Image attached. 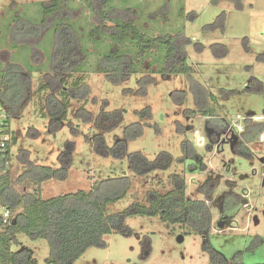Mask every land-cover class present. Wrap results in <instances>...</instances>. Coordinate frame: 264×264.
I'll use <instances>...</instances> for the list:
<instances>
[{
  "label": "rangeland",
  "instance_id": "1",
  "mask_svg": "<svg viewBox=\"0 0 264 264\" xmlns=\"http://www.w3.org/2000/svg\"><path fill=\"white\" fill-rule=\"evenodd\" d=\"M44 1L48 0H0V56L23 62L27 51L18 52L9 47L6 22L15 14L38 17L36 3ZM125 1L111 0L106 9H130L137 17L138 31L150 40L178 31L189 40L185 50L188 64L193 68L191 78L216 98L215 105L212 104L216 106L215 117L185 116L186 110L194 109L191 81L185 75L172 74L165 78L158 72L164 58L162 51L153 50L148 55L133 48L139 72L121 84H111L96 72L92 55L96 41L92 39L88 63L74 77H85L90 88L85 109L93 115V121L83 122L78 118L79 103L72 100L66 120L58 130H53L49 118L38 116L39 97L43 94H38L37 89L48 72L40 39L34 42L35 55L26 56V62L39 69L32 74L30 101L22 116L10 122L16 138V144L11 145L12 178L16 179L23 171L22 151L29 152V160L36 165L60 168V155L72 147L67 179L43 183L40 198L47 200L77 191L87 192L95 182L125 175L131 179V188L125 198L109 207L110 214L122 213L136 204L146 205L149 192L163 195L171 191L172 176L184 179L190 200H204L207 195L202 186L215 179L218 185L213 190V201L208 203L211 220L206 239L189 225L168 226L159 217H128L124 225L131 230L129 236L113 232L104 237L103 248L87 249L74 264H210L204 249L206 242L229 263L239 253L244 264H263L264 172L260 158L264 154V141L260 142L257 135L254 142L246 145L253 159L238 154L236 145L244 131L245 118H255V123L264 126V91L248 90L252 79L264 85V61L260 59L264 56V0H243L241 8L226 1L213 5L210 0ZM73 7L80 30L87 34L92 28L90 12L79 0ZM121 47L128 51L130 44ZM142 79L151 82L141 86L138 81ZM179 91L186 92V101L175 104V93ZM101 108L106 112L121 111L124 115L120 125L102 134L109 148L117 140L125 141L126 154L122 159L98 156L88 140L100 134L94 119ZM146 108L150 109L151 119L139 118L137 113ZM222 121L235 129L234 139L222 142L226 138L225 132H219ZM236 122L241 132L233 126ZM136 123L142 126L141 135L125 140V128ZM178 125L183 128L182 132L178 131ZM186 141L191 143L199 159L184 155L182 145ZM135 152L149 161H154L162 152L169 153L171 166L165 172L135 177L127 161L128 155ZM182 157L184 161L180 163ZM230 191L244 195L247 202L232 218L223 214L220 205L222 196ZM16 240L12 251L24 246L32 250L37 264H46L50 250L45 240H30L24 235H17Z\"/></svg>",
  "mask_w": 264,
  "mask_h": 264
},
{
  "label": "trees",
  "instance_id": "2",
  "mask_svg": "<svg viewBox=\"0 0 264 264\" xmlns=\"http://www.w3.org/2000/svg\"><path fill=\"white\" fill-rule=\"evenodd\" d=\"M75 1L39 2L36 3L38 17L34 16L33 19L15 14L8 23L6 22L5 29L10 37L9 47L17 49L18 52L22 49L27 51L23 62L8 59L6 55L0 56V103L7 116V123H10L11 119L21 117L30 101L32 74L39 69L38 66L26 62V56L29 57V54L33 56L34 42L40 39L48 72L44 74L37 89L38 94H43L39 97L41 108L38 116L49 118L53 130H58L66 120L72 100L79 103L77 117L83 122L93 121V115L85 109L89 104L90 88L85 82V77L82 75L74 77L75 74L82 73L88 63L89 43L92 39L96 41L92 47L96 72L103 74L111 84H121L132 74L139 72L134 62L133 48L148 55L153 50L162 51L164 58L158 72L165 78L172 74L185 75L191 81L194 109L186 110L185 116L215 117L216 106L212 104L215 105L216 98L191 78L193 68L188 64L185 50L189 40L183 37L181 31L175 34H160L150 40L138 31L137 17L130 9L122 11L106 9L107 3L111 0H79L91 15L92 28L87 34H83L80 30L81 24L73 16ZM224 1L241 8L243 0H210V3L217 5ZM127 43L130 44V48L125 51L121 45L125 46ZM260 59L264 61V56ZM252 80L248 90L263 92V83ZM149 82L151 81L144 79L138 81L141 86ZM175 96V104L186 101L185 91L176 92ZM137 115L141 119H151L149 108L138 112ZM123 117L121 111L106 112L105 109H100L94 119L100 134L88 139L98 156H112L116 159L125 156V141L117 140L115 145L109 148L102 135L120 125ZM244 120L245 128L239 135L236 151L241 156L253 159L254 155L246 145L254 142L257 135L259 137L263 133L264 126L262 123H255V118ZM219 126V132H225L229 124L222 121ZM182 129L178 125V131L182 132ZM141 133L142 126L139 123L131 124L125 128V140H134ZM233 133L236 134L234 131ZM214 140H217L216 136ZM15 144L16 138L13 137L12 143L7 146L4 160L9 163V167L13 157L11 145ZM191 146L188 141L182 145L184 155L199 159ZM71 149L72 147H69V151L60 155V168L36 165L29 160V152L22 151L20 157L24 168L20 175L13 179L8 168L0 178V204L9 207L13 219L16 220L14 225L11 223L3 229L0 222V264H37L29 248L21 246L17 251L11 250L12 244L17 241V235H24L30 240H45L50 250L46 264H74L87 249L103 248L104 237L113 232L129 236L131 230L125 227L124 221L134 216L159 217L168 226L189 225L203 239L209 235L211 213L208 203L213 201V190L218 185L215 179L202 186L201 189L207 195L204 200H190L187 199L184 179L177 175L172 176L171 191L163 195L149 192L146 205L136 204L122 213L110 214L109 207L125 198L131 188V179L125 175L95 182L87 192L77 191L42 200L40 189L43 183L51 180L63 182L67 179ZM261 158L264 172V154ZM127 161L135 177H145L155 172L167 171L171 166L172 156L162 152L154 161H149L141 153L135 152L128 155ZM183 161L184 157L179 160L180 163ZM244 197L233 191L224 194L220 201L223 214L232 218L241 207L247 205ZM204 249L208 252L210 264H244L239 253L229 263L207 242Z\"/></svg>",
  "mask_w": 264,
  "mask_h": 264
},
{
  "label": "built area",
  "instance_id": "3",
  "mask_svg": "<svg viewBox=\"0 0 264 264\" xmlns=\"http://www.w3.org/2000/svg\"><path fill=\"white\" fill-rule=\"evenodd\" d=\"M6 119H7V116L0 103V178L6 173V171L9 168V163L7 161L4 162V160H5V156L7 153V146L12 143V140L14 137L10 129V123H7ZM236 124L234 123L233 126H236L237 129L241 132L242 128L240 127L239 123L236 122ZM233 130L235 129H232L230 126H228V128L225 131L224 136L228 137L231 131ZM259 141L260 142L264 141L263 134L259 136ZM12 220H13V216H12V213L9 207L3 206L0 204V222H1L2 229L8 227L12 223Z\"/></svg>",
  "mask_w": 264,
  "mask_h": 264
},
{
  "label": "water",
  "instance_id": "4",
  "mask_svg": "<svg viewBox=\"0 0 264 264\" xmlns=\"http://www.w3.org/2000/svg\"><path fill=\"white\" fill-rule=\"evenodd\" d=\"M234 135H235V134L233 133V131H231L230 136H229L228 139H234ZM225 140H226V139H224L222 142H225ZM262 161H263V158H260V162H262ZM15 221H16L15 219L12 220V224H13V225L15 224Z\"/></svg>",
  "mask_w": 264,
  "mask_h": 264
},
{
  "label": "flooded vegetation",
  "instance_id": "5",
  "mask_svg": "<svg viewBox=\"0 0 264 264\" xmlns=\"http://www.w3.org/2000/svg\"><path fill=\"white\" fill-rule=\"evenodd\" d=\"M226 138H227V137H226ZM226 138H225V139H226ZM218 147H219V146H218ZM217 149H218V148H217ZM197 159H198V158H197Z\"/></svg>",
  "mask_w": 264,
  "mask_h": 264
},
{
  "label": "crops",
  "instance_id": "6",
  "mask_svg": "<svg viewBox=\"0 0 264 264\" xmlns=\"http://www.w3.org/2000/svg\"><path fill=\"white\" fill-rule=\"evenodd\" d=\"M225 134V133H224Z\"/></svg>",
  "mask_w": 264,
  "mask_h": 264
}]
</instances>
